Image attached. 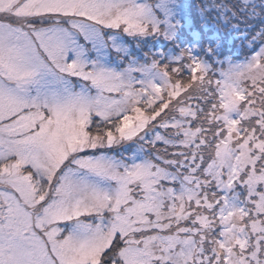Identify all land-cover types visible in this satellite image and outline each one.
Returning a JSON list of instances; mask_svg holds the SVG:
<instances>
[{
    "label": "snow or ice",
    "instance_id": "6c2138e0",
    "mask_svg": "<svg viewBox=\"0 0 264 264\" xmlns=\"http://www.w3.org/2000/svg\"><path fill=\"white\" fill-rule=\"evenodd\" d=\"M0 264H264V0H0Z\"/></svg>",
    "mask_w": 264,
    "mask_h": 264
}]
</instances>
